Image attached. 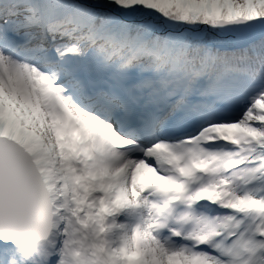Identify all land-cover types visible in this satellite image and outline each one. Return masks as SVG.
<instances>
[{"label": "snow or ice", "instance_id": "snow-or-ice-1", "mask_svg": "<svg viewBox=\"0 0 264 264\" xmlns=\"http://www.w3.org/2000/svg\"><path fill=\"white\" fill-rule=\"evenodd\" d=\"M0 264H264V0H0Z\"/></svg>", "mask_w": 264, "mask_h": 264}]
</instances>
